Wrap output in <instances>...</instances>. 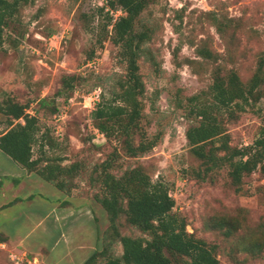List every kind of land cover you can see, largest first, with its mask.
Masks as SVG:
<instances>
[{
  "label": "rangeland",
  "instance_id": "1",
  "mask_svg": "<svg viewBox=\"0 0 264 264\" xmlns=\"http://www.w3.org/2000/svg\"><path fill=\"white\" fill-rule=\"evenodd\" d=\"M147 2L136 19L149 33L138 61L143 82L138 124L140 133L159 132L160 138L135 157L125 152L119 132L105 137L92 118L97 103L111 102V90L125 73L120 48L110 40L119 9L104 7L106 0H27L4 28L0 103L11 97L37 117L34 158L62 165L79 161L82 169L69 195L40 179L43 186L22 204L20 219L11 222L5 244L0 242V264H81L101 249L108 221L94 199L99 182L90 183L89 177L93 165L112 152L113 174L140 167L152 182L164 184L174 199L172 212L213 249L219 264H264V176L256 169L234 184L228 165L206 171L185 136L200 121L197 106L213 102L215 74L225 78L230 70L246 90L253 87V95L229 110H214L220 128L236 147L264 134V0ZM3 120L0 114V131ZM138 139L135 134L134 142ZM213 144L218 141L205 142L203 149ZM118 225L122 235L150 238L124 216ZM72 238L84 242L82 249L61 257ZM121 251L112 243V255ZM171 259L191 264L187 256Z\"/></svg>",
  "mask_w": 264,
  "mask_h": 264
},
{
  "label": "trees",
  "instance_id": "2",
  "mask_svg": "<svg viewBox=\"0 0 264 264\" xmlns=\"http://www.w3.org/2000/svg\"><path fill=\"white\" fill-rule=\"evenodd\" d=\"M23 1L27 0H0V45L4 28ZM147 3V0H106L104 7L121 11L111 23L110 40L120 48L125 73L116 82L117 89L111 90V102H99L92 110L97 129L108 138L113 135L112 131L119 132L125 152L133 157L149 151L160 138L159 132L152 137L140 133L138 124L143 93L138 61L149 33L136 26V19ZM252 88L246 90L233 70L225 78L220 73L215 74L210 87L213 102L197 106L195 114L200 121L185 131L186 139L194 146V153L205 165L204 169L209 171L228 165L234 184L240 182L243 174L256 169L264 176V134L246 146H231L228 133L220 128L214 110L227 107L229 110L231 104L253 95ZM45 101L41 98L40 105ZM0 114L5 124L0 131V150L26 171L69 195L76 187L74 179L79 175L82 164L73 161L62 165L53 159L33 157L32 144L37 140L40 128L37 117L27 111V104L7 97L0 103ZM135 134L139 135L137 142H134ZM215 140L217 145L203 149L205 142ZM115 156L116 152L110 153L91 170L90 183L98 181L101 187V192H96L94 199L105 211L108 226L102 235L101 249L92 252L81 264H173L171 256H187L191 264H219L213 249L187 232L185 219L172 212L174 199L168 195L164 184L152 182L140 167L126 169L118 176L113 174L111 166ZM62 203L67 204L68 200ZM122 216L129 225L148 233L150 238L143 241L122 235L118 225ZM5 240V236L0 237V242ZM114 242L121 245L119 256L111 254Z\"/></svg>",
  "mask_w": 264,
  "mask_h": 264
},
{
  "label": "crops",
  "instance_id": "3",
  "mask_svg": "<svg viewBox=\"0 0 264 264\" xmlns=\"http://www.w3.org/2000/svg\"><path fill=\"white\" fill-rule=\"evenodd\" d=\"M42 183V180L38 176L26 171L24 167L14 162L0 150V234L9 237L7 230L11 229V222L13 223L18 218L20 219L21 214L19 209L22 208V204L37 193L39 186H43ZM15 199L17 201H14ZM26 225V228L29 229L30 224ZM56 234L59 238L60 230H57ZM5 242L6 240L3 241V244ZM82 244L84 242L78 245L77 239L72 238L68 244L63 246L60 256L66 255L65 258H67L68 254L72 253L69 257L71 258L75 252L78 253L82 249ZM58 245H60L59 242Z\"/></svg>",
  "mask_w": 264,
  "mask_h": 264
}]
</instances>
